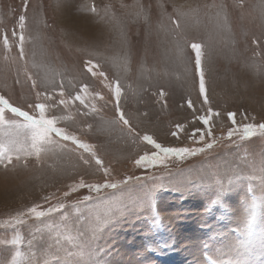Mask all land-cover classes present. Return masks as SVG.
<instances>
[{
  "label": "rangeland",
  "instance_id": "rangeland-1",
  "mask_svg": "<svg viewBox=\"0 0 264 264\" xmlns=\"http://www.w3.org/2000/svg\"><path fill=\"white\" fill-rule=\"evenodd\" d=\"M256 2L244 0L241 8L237 0H27L25 10L24 0H0V41L7 33L13 44L5 61L0 42V95L26 108L45 81L51 91L50 81L55 79L57 85L64 84L66 94L75 95L88 83L105 100L112 99L84 69V61L91 59L110 80L119 79L121 108L139 133L131 135L116 122L112 103L97 101L102 111L83 116L76 112L78 107L83 110L76 101L70 113L74 120H62L58 126L94 145L110 174L105 176L94 160L85 165L70 142H64L68 145L64 149L53 146L40 160L29 157L27 167L15 158L8 168L0 165V225L36 204L67 206L42 220L25 217L27 223L15 228L0 226V241L11 240L18 231L24 237L21 250L27 252L35 235L33 251L40 264L45 260L56 264L49 254L56 249L47 247L56 239L60 264L86 261L89 243L104 249L110 264H208L210 252L245 239L236 228L255 197L258 219L241 258L264 264V137L257 133L245 140L227 138L233 127L229 112L237 114V124L264 123V18L253 7ZM21 14L26 16L25 59L38 81L36 89L25 78L24 61L11 63L19 52ZM178 15L189 42L181 51L176 49L169 19ZM191 43L202 45L210 105H204L199 95ZM33 63L41 67L34 68ZM56 92L58 96V87ZM189 100L194 108L188 107ZM209 106L219 113L210 122L217 139L213 149L182 159L170 157L154 166L135 164L140 155L154 151L144 135L165 147H203L201 133L205 141L213 137L206 135L207 126L198 117ZM53 112L69 114L63 106ZM81 179L88 184L109 181L118 187L104 188L99 195L78 188L65 197ZM157 185L162 187L148 210L146 194ZM89 195L94 199L73 207ZM106 213L116 214L119 223L94 231L95 217ZM49 224L54 228L50 230ZM12 251V245L0 243V264L11 259ZM69 252L74 255L68 256Z\"/></svg>",
  "mask_w": 264,
  "mask_h": 264
},
{
  "label": "snow or ice",
  "instance_id": "snow-or-ice-1",
  "mask_svg": "<svg viewBox=\"0 0 264 264\" xmlns=\"http://www.w3.org/2000/svg\"><path fill=\"white\" fill-rule=\"evenodd\" d=\"M25 10L27 8V0H24ZM215 6V5H213ZM237 6L243 8L244 0H237ZM219 7L224 8L225 5L221 4ZM255 9L260 11L261 17L264 18V0H257L256 4L253 6ZM91 11L95 13L97 11L96 7L93 5ZM170 22L174 26L173 33L175 37V46L177 51H181L183 46L188 45V41L182 35L181 22L179 15L177 18H169ZM25 20L26 16L21 14L18 18V25L20 28L19 34V52L16 58H13L11 63L16 64L18 61H24L23 72L26 80L31 81V86L33 89L38 87L37 79L33 78V74L29 71L28 62L25 59ZM227 17L225 16V21ZM13 40L17 37V33L13 31L11 33ZM2 45L5 52L4 60L8 61V53L13 50V44L10 43L9 36L7 33L2 35ZM256 43V41H253ZM191 49L195 52V68L199 76V95L203 97V104L210 105L209 97L206 89L205 74L201 67V57L202 45L200 43H191ZM33 67H41L33 63ZM84 69L91 76L100 81L108 92L111 94L112 99L105 100V96L95 89H91L88 83H84L75 92V95L65 92L64 84L61 82L59 85L56 84L55 79L51 80L52 84L51 91L48 89V81H45V87L42 91L35 92V102L27 104L26 108L21 106H15L10 103L3 95H0V165L8 168L13 165V159L16 162L24 161V166L27 167L28 158L35 157L40 160L42 154H46L52 150L53 146L60 147L61 149L67 148L68 145L64 142H70L74 146V150L80 151V159L85 165L89 164L92 160L99 169L103 170L105 176L110 174V170L104 167V162L99 158L95 150V146L84 141L80 136L76 135L74 132L69 131L66 127L58 126L61 121H71L74 120L72 116L71 109L75 105L76 101H79V105L83 106V110L79 107L76 108L77 114L83 116L99 114L102 109L98 107L97 101H104L105 105L112 103L114 107L115 117L118 123L122 124L131 135H139L135 128L132 126L130 119L126 116L125 112L122 110L120 101L123 94L122 85L119 79L110 80L106 73L100 70V65L98 63H93L91 59L84 61ZM19 82V80H17ZM59 89L58 96L56 89ZM161 96L164 95L163 92L160 93ZM63 106V110L68 115H56L53 109ZM188 107L194 108V104L191 100L188 101ZM10 114V115H9ZM219 113L213 111L209 106L206 109V114L201 115L198 119L207 126L206 135L208 137H213L211 121L213 117L218 116ZM236 113L229 112L228 118L231 120L233 127L227 130V138L232 139L234 136H238L240 140H245L250 137L255 136L259 133L264 137V123H240L237 124L235 119ZM244 119H248L247 116ZM91 128V125H88ZM181 127L180 125L177 126ZM199 131V130H197ZM173 136L177 134L172 133ZM144 141L152 145L154 151L150 154L145 152V154L140 155L135 161V164L139 167L154 166L156 164L164 163L165 159L170 157L184 158L185 156L196 155L197 153H203L206 150L213 149L217 144V139L213 137L210 141H205V133H201L199 137L200 142H204L203 147H165L161 143H157L151 136L144 135L142 137ZM223 139V137L221 138ZM87 154V156H85ZM264 165V160L261 161ZM261 171L264 172V166L261 167ZM130 179V178H129ZM119 183H127V181H120ZM118 183H113L105 181L103 184H88L83 179H81L76 185L70 186V191L65 192L64 196H69L72 192H75L78 188H88L90 192L100 194L101 190L104 188L116 189ZM162 187V185H157L153 189H150L146 194L149 197L148 200V210H151V198L155 196L156 191ZM251 191V189H250ZM220 195V194H218ZM48 197H45V201H48ZM94 197L89 195L83 198V201H78L77 205L73 207H78L79 203L87 202L93 200ZM67 206L64 203H57L51 205L47 208H43L41 205L36 204L28 208L26 211L19 212L15 217L12 218L6 225L0 226H11L15 228L18 225L27 223L25 217H34L36 220H42V218L50 217L53 213L61 212ZM259 205L256 203V198L253 197V202L251 209L247 210L245 215L241 218L236 231L241 232L244 236V240H241L235 244L226 245L224 248L215 249L214 252H210L207 255L208 264H256L255 260L242 259L244 250L248 249L250 238L252 237L253 231L255 229L257 219H258V209ZM67 219V217H65ZM95 224V229L100 230L106 226H112L113 223L118 224L119 219L116 214L106 213L103 217L97 215L95 220L92 222ZM47 227L51 230L54 225L49 224ZM41 229H37V232H41ZM83 233H81V237ZM36 237L28 241L29 250L27 252L21 250V245L24 242V237L17 231L11 240L0 241V243L10 244L13 247L11 253V259L5 261L4 264H40L39 260L36 258V252L33 251L35 247L34 241ZM43 239V238H42ZM71 239V238H69ZM59 239H56L55 245H48V249H56V251H50L53 261L56 264H60L62 257L57 254L59 250ZM207 247V246H206ZM261 248L264 249V235L261 237ZM87 256L88 259L84 261L73 260L71 264H110L109 260L106 258L107 253L104 249L99 247H93L91 243L87 244ZM68 256H73L74 254L69 252ZM76 255L83 256V253H78ZM227 256V259L223 257ZM44 264H49L47 260ZM64 264H68V261H64Z\"/></svg>",
  "mask_w": 264,
  "mask_h": 264
}]
</instances>
